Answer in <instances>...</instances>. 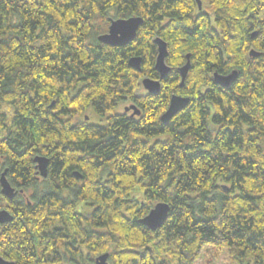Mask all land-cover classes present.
Instances as JSON below:
<instances>
[{
  "label": "trees",
  "instance_id": "16d2710c",
  "mask_svg": "<svg viewBox=\"0 0 264 264\" xmlns=\"http://www.w3.org/2000/svg\"><path fill=\"white\" fill-rule=\"evenodd\" d=\"M263 11L264 0H202V10L196 0H0V173L17 192L9 200L0 186L13 217L0 224V256L195 264L211 245L264 264ZM131 17L144 21L133 42L99 41ZM157 37L172 70L157 95H138L143 79L160 80ZM234 71L229 87L214 82ZM173 94L190 103L166 125ZM127 100L141 117L116 113ZM160 202L169 215L152 231L139 220Z\"/></svg>",
  "mask_w": 264,
  "mask_h": 264
},
{
  "label": "water",
  "instance_id": "95a60500",
  "mask_svg": "<svg viewBox=\"0 0 264 264\" xmlns=\"http://www.w3.org/2000/svg\"><path fill=\"white\" fill-rule=\"evenodd\" d=\"M199 10H202V0H196ZM143 19L141 17H131L129 19H117L112 20L107 33L102 34L98 37L99 41L104 44L111 45L114 47H122L130 44L135 40L138 34L139 28L143 24ZM257 36V33L253 34L252 37ZM154 43L158 47V56L155 64V69L160 75V80H153L151 78H145L142 80L143 87L147 90L150 95H157L161 91V81L165 79L171 72V67L166 63V59L169 55L168 44L162 38L157 37ZM251 56H258L259 53L252 50L250 52ZM142 58L133 57L129 61V65L139 71H141ZM191 69V55H187V63L179 68L181 74L180 86H185V81L188 73ZM238 77V72L234 71L229 75H221L219 73L214 74V82L222 87H229L232 82ZM190 103V98L183 97L177 94H173L170 100V104L166 112L162 115L161 120L164 124L169 125L171 119L178 114L180 111L185 109ZM130 109L140 111L132 106L131 108H126V111ZM88 120V117H86ZM35 163H37V168L42 177H47L49 159L43 156H38L35 158ZM77 177H80L76 174ZM0 186L3 196L9 200H13L17 195V192L10 185L7 179V171L0 173ZM170 211V206L167 203L160 202L150 211V213L139 220V223L148 227L152 231L159 230L168 218ZM13 220V217L7 210H0V224H6ZM109 253L103 254L97 257L94 264H109ZM0 264H16L14 261H9L0 256Z\"/></svg>",
  "mask_w": 264,
  "mask_h": 264
},
{
  "label": "rangeland",
  "instance_id": "374dc122",
  "mask_svg": "<svg viewBox=\"0 0 264 264\" xmlns=\"http://www.w3.org/2000/svg\"><path fill=\"white\" fill-rule=\"evenodd\" d=\"M262 17H264V11L262 13ZM140 93H145L147 90L143 87L139 90ZM130 100L122 102L118 108V113H125V104L129 106ZM5 112L8 115H11L10 109L5 107ZM87 116H90L89 121H92L93 124H104L105 121L101 120V118L95 116L91 111L85 113ZM85 115V116H86ZM92 119V120H91ZM195 264H254V258L251 252H246L244 255L239 254L235 249H231L229 247H216V246H205L203 248L202 255L199 260L196 261Z\"/></svg>",
  "mask_w": 264,
  "mask_h": 264
},
{
  "label": "flooded vegetation",
  "instance_id": "af4514ba",
  "mask_svg": "<svg viewBox=\"0 0 264 264\" xmlns=\"http://www.w3.org/2000/svg\"><path fill=\"white\" fill-rule=\"evenodd\" d=\"M143 94H148V92H145V93H140V94H138V95H143ZM128 101V100H127ZM125 102V101H124ZM129 104V106H127L126 104H125V113H123V114H127L128 116H130V117H132V118H135V117H141V115H142V111L139 109V107L135 104V103H133L132 101L131 102H129L128 103ZM132 106H135L139 111H140V114H138L137 113V110H135V109H130V110H128V111H126V108H131ZM116 113H118L117 111H116ZM122 114V113H121ZM38 169V168H37ZM38 174H40L39 173V169H38V172H37ZM39 176H41V175H39ZM20 195H23V197H25L26 196V192H21L20 193ZM89 263H91V264H93V263H95V261L92 263V262H87V263H85V264H89ZM80 264H84V263H80Z\"/></svg>",
  "mask_w": 264,
  "mask_h": 264
}]
</instances>
